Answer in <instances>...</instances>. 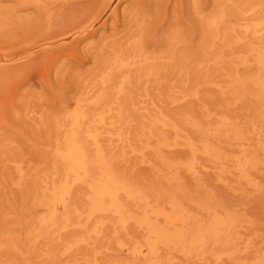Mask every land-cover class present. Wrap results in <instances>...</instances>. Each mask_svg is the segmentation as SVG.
<instances>
[{
  "label": "rangeland",
  "instance_id": "374dc122",
  "mask_svg": "<svg viewBox=\"0 0 264 264\" xmlns=\"http://www.w3.org/2000/svg\"><path fill=\"white\" fill-rule=\"evenodd\" d=\"M0 264H264V0H0Z\"/></svg>",
  "mask_w": 264,
  "mask_h": 264
},
{
  "label": "bare ground",
  "instance_id": "6f19581e",
  "mask_svg": "<svg viewBox=\"0 0 264 264\" xmlns=\"http://www.w3.org/2000/svg\"><path fill=\"white\" fill-rule=\"evenodd\" d=\"M52 18V17H51ZM70 203V202H69ZM197 205V204H196ZM107 240V239H106ZM112 240V239H111Z\"/></svg>",
  "mask_w": 264,
  "mask_h": 264
}]
</instances>
